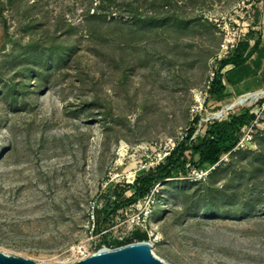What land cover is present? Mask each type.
Masks as SVG:
<instances>
[{"label":"rangeland","instance_id":"374dc122","mask_svg":"<svg viewBox=\"0 0 264 264\" xmlns=\"http://www.w3.org/2000/svg\"><path fill=\"white\" fill-rule=\"evenodd\" d=\"M115 1L163 22L134 26L129 45L113 27L95 41L84 32L91 0H24L26 7L36 3L29 32L38 42L25 51L31 38L17 23L22 12L13 5L0 10V252L73 264L139 230L166 264H264V162L254 158L260 150L264 157V116L251 149L221 157L216 168L230 170L217 179L215 188L224 191L212 201L207 179L216 168L202 177L193 170L125 202L135 179L155 169L191 127L204 133L191 112L196 96L219 73L225 40L246 39L264 0ZM58 21L55 42L64 55L51 58L46 40ZM207 99L202 113L215 112ZM115 199L124 206L94 230ZM207 202L215 205L213 217L204 213Z\"/></svg>","mask_w":264,"mask_h":264},{"label":"trees","instance_id":"16d2710c","mask_svg":"<svg viewBox=\"0 0 264 264\" xmlns=\"http://www.w3.org/2000/svg\"><path fill=\"white\" fill-rule=\"evenodd\" d=\"M5 1L6 2L1 3V12H3L7 5L17 6L18 9L22 12L21 18L17 19V23L22 27L21 30L25 32L27 37L31 38V43L28 44L24 48V50L27 51L29 49H38L36 43L35 45H32L37 41L34 40L32 33L29 32L31 28L35 27L36 22V19L33 18L29 11L35 8L36 3H32L30 5H27L26 7L25 4L22 5L24 0ZM93 4V0H91L90 5L85 10V13L83 15L86 20L84 32L87 39L95 41L101 40V38H103V34H107V31L109 29L108 27H113L116 30L120 44L124 45L128 43L127 45H129L132 42V37L135 35V33H137L134 30V26L139 29H144L145 27L156 26L163 22L156 14L154 16L144 18L133 15V9L130 3L124 6H120L117 5V2L115 0H98V3L95 5V7H93ZM153 4L154 6H157L156 1H154ZM156 8L154 7V9ZM115 14L121 17L126 16L133 18L135 25H131L129 23L122 22L121 20L115 19ZM108 18H111L110 22L107 21ZM59 24L60 23L58 21V23L55 25L57 27L53 36L47 37L46 41H51L50 46H48L47 48L44 47L45 51L51 58L56 55L58 57L64 55V50H60L61 46L56 45L55 42L57 39H59ZM68 27H70V25H68ZM4 29L5 31H7L6 20H4ZM69 31L70 30H67L66 33ZM254 46H256V43ZM252 52L253 49L249 50L248 41H243L239 43L238 47L233 51L232 55L229 58L220 61V71L218 74L215 73V77L211 82V86L208 92L209 98H211L212 101L215 102V104L222 103L224 100H226L227 96L225 93L226 87L223 83V75L221 73L222 69L227 65H232L234 66V68H237L238 66L245 63V61L251 56ZM38 75L36 76L38 78L36 86L37 89L41 87L39 79L42 78L43 74L42 72H38ZM211 99L209 102H211ZM207 102L208 101H206V104ZM221 108L222 106H219L215 111H219ZM253 120L254 113L252 111V108L244 107L237 113L235 112L229 114L226 119L208 124L205 127V131L203 134H197L194 137L196 131L191 127L185 133L182 140L178 142V144L170 151L169 155L162 162H160L155 169H151L147 173H144L135 179L133 183L134 193L131 197L125 200L126 205L135 204L139 200L146 198L151 194V192L158 184H164L166 182H169L171 179L186 177L193 170H206L209 167L219 164L222 156L232 152L235 149L242 135V130L248 128ZM194 122L197 123L198 119H196ZM258 135H261V133L257 132L255 134V137ZM261 152L262 151L260 150L257 155H254V158H257V163H259L260 165H262V163L264 162V157ZM257 169L260 170L261 168L257 166ZM229 170L230 168L217 167L215 170L210 172L207 179V191L209 193L206 197H208L211 201L215 199L216 195L223 190L215 188L217 179L220 176H225L227 171ZM257 179H260V177H257ZM228 188L229 186H225L224 189L227 190ZM257 191L261 192L260 189H257ZM117 202L118 199H115L114 202L111 201V203H107L103 207L102 219L95 225L94 230L96 229L98 231L102 229L105 226L106 220L108 219L109 215L112 214V212H115L116 208L124 206ZM206 206L207 209L204 211L205 215L213 217L216 213L215 205H213L212 202H207ZM133 240L136 243L147 242L149 240L148 234L136 230L133 233L132 238L126 241V243L113 241L111 243L109 242L108 245L110 247L118 248L128 244H132Z\"/></svg>","mask_w":264,"mask_h":264},{"label":"built area","instance_id":"2783aa9c","mask_svg":"<svg viewBox=\"0 0 264 264\" xmlns=\"http://www.w3.org/2000/svg\"><path fill=\"white\" fill-rule=\"evenodd\" d=\"M244 35H245V33H244ZM241 42H242V40L238 37H235V38L230 39V40H225L224 45H222V47H221L219 59L223 60V59L228 58L233 53V51L238 47L239 43H241ZM214 77H215V74H212V76L210 77V79L207 83V87H206L205 91L199 93L196 96L195 105H193L192 109H191V112L193 113V121L198 119V122L196 123V125L199 129L202 126L206 127L208 124L226 119V117L223 118V116L228 114L227 111L231 110L230 108L228 109V107L234 106L231 104V105H228L224 108L222 107V110H220V111H215V112L205 111L204 113H202L204 111V106L206 104L207 98L209 97L208 92H209L211 82L213 81ZM257 94H259V95L257 96ZM248 95H255L256 97L253 99H250L248 97ZM199 98H202V99H199ZM242 98H245L244 104L243 105L238 104L236 106H242V107L246 106L247 108H252V111L254 113V120L252 121L251 125L248 128H245L242 130V135L240 137V140H239L237 146L235 147V149L233 150V152H237V151L245 150V149H251L253 147L255 134L257 132H259L260 131L259 128H261L260 119L262 116H264V90L260 91V93L255 92V93H249V94L243 95V96L239 97L238 100H240ZM228 115H227V117H228ZM197 134H199V133L195 132L194 137ZM169 153H166L163 157H159L158 164L160 162H162L169 155ZM217 165L209 167L206 170H196V172L195 171L194 172L196 173V176L202 177L203 175H206L207 171H209V170L211 171L212 169H215ZM93 229H94V225H93ZM89 256H83V257H81L80 260H83Z\"/></svg>","mask_w":264,"mask_h":264},{"label":"crops","instance_id":"0c3cea01","mask_svg":"<svg viewBox=\"0 0 264 264\" xmlns=\"http://www.w3.org/2000/svg\"><path fill=\"white\" fill-rule=\"evenodd\" d=\"M258 9L260 19L251 27V31L245 30V35L248 33V36L244 41H248L249 50L253 49V52L237 68L232 65L223 68L221 73L226 87V100L216 103L212 108L222 106L227 99L236 100L243 95L264 90V1L259 4Z\"/></svg>","mask_w":264,"mask_h":264},{"label":"water","instance_id":"95a60500","mask_svg":"<svg viewBox=\"0 0 264 264\" xmlns=\"http://www.w3.org/2000/svg\"><path fill=\"white\" fill-rule=\"evenodd\" d=\"M102 250L73 264H166L151 252L147 242L128 244L113 248L104 242ZM0 264H38L31 259L14 257L0 252Z\"/></svg>","mask_w":264,"mask_h":264},{"label":"bare ground","instance_id":"6f19581e","mask_svg":"<svg viewBox=\"0 0 264 264\" xmlns=\"http://www.w3.org/2000/svg\"><path fill=\"white\" fill-rule=\"evenodd\" d=\"M260 93V92H259ZM259 94H257V96H258ZM248 97L250 98V99H253V98H255L256 96L255 95H248ZM245 98H242V99H240V100H237V102H235L234 104H232V105H234V106H231V107H228V109L230 108V109H232V108H234L236 105H238V104H240V105H243L244 104V102H245V100H244Z\"/></svg>","mask_w":264,"mask_h":264}]
</instances>
